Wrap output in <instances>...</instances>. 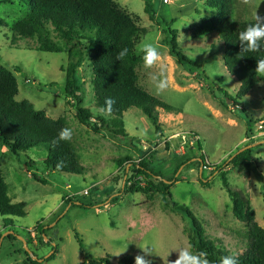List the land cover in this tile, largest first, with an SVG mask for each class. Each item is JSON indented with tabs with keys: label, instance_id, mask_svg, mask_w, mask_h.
<instances>
[{
	"label": "rangeland",
	"instance_id": "1",
	"mask_svg": "<svg viewBox=\"0 0 264 264\" xmlns=\"http://www.w3.org/2000/svg\"><path fill=\"white\" fill-rule=\"evenodd\" d=\"M28 1L0 0L4 23L0 26V67L15 76L17 101H28L52 119H64L72 129L71 142L84 171L45 170L46 150L42 147L18 156L0 148L8 195L13 204H22L21 217L0 215V264H23L25 247L43 264H81L87 254L109 256V264H118L127 254L141 255L148 264H172L178 257L176 249L189 245L192 220L172 212L159 193H131L132 183L144 186L146 181L142 175L127 172L133 179L126 182L117 165L123 157L134 164L142 161L149 171H159L165 180L170 179L173 200L189 209L207 240L240 254L247 243V229L232 214L220 173L226 174L238 195L249 200L256 222L264 228V73H259L252 90L237 97L239 84L225 69L218 36H194L201 19L212 14L204 0H151L161 19L173 21L170 28L177 33L180 53L187 59L182 63L162 42L161 26L144 12L145 0H112L145 30L135 45L139 84L171 107L157 109L161 132L140 109H128L123 115L125 137L93 132L78 121L71 104H66L63 69L69 62L67 52L37 51L29 39L11 42L10 25L25 17ZM256 13L264 16V0H233L234 20L255 21ZM144 43L153 44L161 53L160 61L149 69L143 65ZM161 64L168 88L158 94L150 74H159ZM92 76L88 55L75 74L81 106L95 118H106V112L94 106ZM246 147L256 159L250 170L229 163ZM32 173L45 181L36 180ZM74 231L83 240L84 250ZM143 248L153 251L146 253Z\"/></svg>",
	"mask_w": 264,
	"mask_h": 264
},
{
	"label": "trees",
	"instance_id": "2",
	"mask_svg": "<svg viewBox=\"0 0 264 264\" xmlns=\"http://www.w3.org/2000/svg\"><path fill=\"white\" fill-rule=\"evenodd\" d=\"M30 9L25 17L10 25L11 42L29 39L35 42V50L51 53L67 52L69 62L65 72L63 88L66 104L75 109V116L81 124L89 125L95 133L108 132L113 137H125L123 115L130 108L140 109L153 123L157 132H161L157 109L171 110V107L150 94L138 82L136 72L139 58L135 54V45L145 33L144 28L138 27L134 17L122 10L112 0H29ZM204 5L212 10L210 17L203 18L194 30V36L200 37L216 34L223 47V63L226 71L239 84L237 97H244L259 81L256 71L257 61L264 59V49L257 52L241 51L239 33L254 20H234L232 16L233 0H204ZM144 12L154 21L163 33V43L168 47L169 54L179 63L187 60L179 50L177 33L170 28L171 21L161 19L153 8L151 0H145ZM3 21L0 19V26ZM54 37H53V36ZM57 38V39H55ZM128 54L123 60H117V54L122 49ZM91 56L92 78L91 85L94 106L105 110L106 98H112L115 103L111 113L106 118H95L92 113L81 106L83 99L79 94L80 88L75 78L77 69L82 65L86 56ZM17 80L15 76L0 67V148H5L12 155L32 150L36 147L45 148L46 154L42 166L47 171L59 173L80 174L84 171L80 156L71 140L58 141V133L67 127L63 118L52 119L43 111L37 110L26 100L17 101ZM72 100L71 101H69ZM105 112V111H104ZM98 119V120H97ZM30 162V161H29ZM252 149L246 148L236 154L230 164L242 166L250 170ZM27 167L32 166L25 162ZM119 171H123L126 182L133 179L127 177V172L142 175L145 185L132 183L128 190L133 192L159 193L163 203L174 213L192 220L187 233L189 245L199 253H207L210 264H220L222 257L233 255L239 264H264V228L255 220V214L249 200L243 198L232 189L225 173H220L222 187L231 200L233 216L246 226L247 243L240 254H232L213 241L207 240L202 228L194 219L189 209L177 203L172 198L170 179L165 180L161 173L149 171L146 164L140 161L131 163L129 157L117 162ZM130 165V166H128ZM33 177L44 182L45 179L35 173ZM117 200L113 198L112 201ZM67 202H72L68 200ZM87 206V205H82ZM0 215L10 218L22 216V204H13L8 195V186L0 169ZM12 224V221H9ZM11 238L12 236H8ZM74 237L81 250H84L83 240L77 231ZM25 253L23 264H43ZM134 255H124L118 264H134ZM53 255L46 259L50 260ZM81 264H109V256L97 257L86 255Z\"/></svg>",
	"mask_w": 264,
	"mask_h": 264
},
{
	"label": "clouds",
	"instance_id": "3",
	"mask_svg": "<svg viewBox=\"0 0 264 264\" xmlns=\"http://www.w3.org/2000/svg\"><path fill=\"white\" fill-rule=\"evenodd\" d=\"M255 23L249 24L244 31L239 33V43L241 51L243 52H257L261 49H264V16H259L256 13ZM143 54V65L146 69L152 68L157 62L161 59V53L158 48L151 43H144L141 46ZM128 54V50L122 49L118 52L116 59L123 60ZM256 71L259 73H264V59L257 61ZM165 67L161 64L159 74H150V80L153 83L155 91L159 94L164 92L168 88V80L165 76ZM115 103V100L112 98H106L105 112L111 113L112 106ZM73 135L71 128H63L58 133V138L53 141L56 143L58 141H69ZM146 253L153 251L143 248ZM178 252V257L175 259L172 264H210L207 259L206 252L196 253L191 245H188L184 248L176 249ZM134 264H148L143 256L137 255L134 258ZM220 264H239L238 259L233 256H224L222 257Z\"/></svg>",
	"mask_w": 264,
	"mask_h": 264
},
{
	"label": "water",
	"instance_id": "4",
	"mask_svg": "<svg viewBox=\"0 0 264 264\" xmlns=\"http://www.w3.org/2000/svg\"><path fill=\"white\" fill-rule=\"evenodd\" d=\"M246 148H249V147H246ZM246 148L241 149L238 153H240L241 151H243V150L246 149ZM238 153H236V154H238ZM236 154H235V155H236ZM235 155H234V156H235ZM234 156H233V157H234ZM25 249H26L25 251L27 252V254L30 255V256L32 257V252H31L29 249H27L26 247H25ZM33 259H37V258H33ZM37 260L40 261V262L42 261L41 259H37Z\"/></svg>",
	"mask_w": 264,
	"mask_h": 264
},
{
	"label": "built area",
	"instance_id": "5",
	"mask_svg": "<svg viewBox=\"0 0 264 264\" xmlns=\"http://www.w3.org/2000/svg\"><path fill=\"white\" fill-rule=\"evenodd\" d=\"M164 2H168L167 0H164ZM179 2H176L175 5H179ZM72 101V100H71Z\"/></svg>",
	"mask_w": 264,
	"mask_h": 264
}]
</instances>
